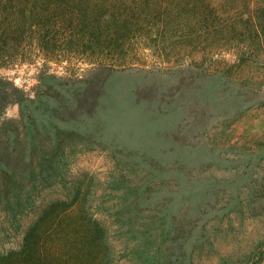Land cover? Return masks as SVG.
Masks as SVG:
<instances>
[{"label": "rangeland", "instance_id": "rangeland-1", "mask_svg": "<svg viewBox=\"0 0 264 264\" xmlns=\"http://www.w3.org/2000/svg\"><path fill=\"white\" fill-rule=\"evenodd\" d=\"M91 1H6L0 264H255L264 0H190L142 29Z\"/></svg>", "mask_w": 264, "mask_h": 264}, {"label": "trees", "instance_id": "trees-1", "mask_svg": "<svg viewBox=\"0 0 264 264\" xmlns=\"http://www.w3.org/2000/svg\"><path fill=\"white\" fill-rule=\"evenodd\" d=\"M6 1L7 0H0V23L1 21L3 23L5 21H8L9 16L7 14L9 13L8 12L9 10L10 11L17 10L14 7L15 5L13 3H7ZM29 1L30 0H27V2ZM130 1L125 2V0H101V2H97V1L92 0L89 5L90 7L95 8V9H99L101 7V9L109 11L111 14H113L112 17L116 16V14L118 13H125V18L121 19L122 23H124L123 25L129 24V23L134 24V21H135V25L139 26L141 29L143 27L146 28L147 26L156 25L157 23L155 22V18L157 16L168 17L169 19L166 20V22H164L163 25L170 24L172 22V19L175 18V16L180 15L179 12L181 11V7L183 6L189 7L190 5H192L190 0H145V2H142V3L135 2L134 0H130ZM18 10H21V9L19 8ZM122 10H124V12H121ZM193 12H195V10H193ZM11 13L14 14L15 12L13 11ZM93 13H97V12H93ZM127 15H129L128 18H126ZM74 19L71 18V22ZM186 19H188V22L187 24L184 23L183 27L184 28L185 27L194 28V19H191L190 22H189V18H186ZM62 20L65 21L68 19L65 16L62 18ZM263 24L264 23L260 22L259 25L258 26L255 25V27H261L263 26ZM181 26H182V23H181ZM193 68H194L193 65L190 64L188 65V67H184L181 70V78H180L179 84L183 83L189 78L190 73L191 74L193 73ZM102 70H107V68L101 67V71ZM1 81L2 80L0 79V85H1ZM7 84L10 85L13 93L19 96L25 95V92L22 89L15 86L14 83L8 82ZM254 210L260 211V214H262V216L264 217V201H261L258 204H256V207L254 208ZM263 257H264V252L258 258L255 264H260V261L263 259Z\"/></svg>", "mask_w": 264, "mask_h": 264}]
</instances>
